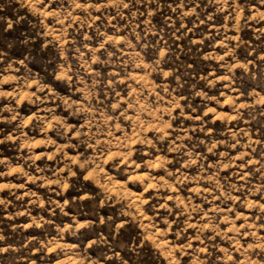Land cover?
Returning <instances> with one entry per match:
<instances>
[{"label": "rangeland", "instance_id": "obj_1", "mask_svg": "<svg viewBox=\"0 0 264 264\" xmlns=\"http://www.w3.org/2000/svg\"><path fill=\"white\" fill-rule=\"evenodd\" d=\"M0 264H264V0H0Z\"/></svg>", "mask_w": 264, "mask_h": 264}]
</instances>
